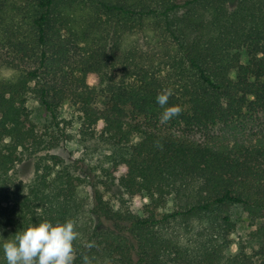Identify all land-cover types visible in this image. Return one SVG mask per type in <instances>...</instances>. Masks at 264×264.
Masks as SVG:
<instances>
[{"label": "trees", "instance_id": "obj_1", "mask_svg": "<svg viewBox=\"0 0 264 264\" xmlns=\"http://www.w3.org/2000/svg\"><path fill=\"white\" fill-rule=\"evenodd\" d=\"M165 89L180 111L161 122ZM65 105L79 157L62 151ZM260 113L264 0H0V238L72 220L73 264H264V128L186 135ZM26 156L25 185L11 172ZM233 205L259 221L250 253L229 251Z\"/></svg>", "mask_w": 264, "mask_h": 264}, {"label": "rangeland", "instance_id": "obj_2", "mask_svg": "<svg viewBox=\"0 0 264 264\" xmlns=\"http://www.w3.org/2000/svg\"><path fill=\"white\" fill-rule=\"evenodd\" d=\"M106 101L97 99L95 106L97 108H105ZM29 112V120L32 124L43 128L49 124V118L44 109L39 105L36 98L29 97L27 101ZM61 129L64 137L67 139L62 143V151L66 156L79 157L81 148L77 144L79 119L78 115L67 105H65L60 113ZM126 121H130V117H126ZM264 128V113L257 116L255 123L232 122L228 125L216 124L206 130H192L187 132L189 138L198 142H214L222 140L231 142L234 139L243 140L245 138L255 139L257 136H262L258 131ZM139 137H134L133 142H138ZM36 156L24 157L16 163L11 174L15 181H20L23 184H28L34 176V163ZM230 221L233 224V232L231 234L230 253H235L239 246H243L250 253L258 247V242L253 238L252 233L256 229L259 221L253 220L247 216L241 206L233 205L229 208Z\"/></svg>", "mask_w": 264, "mask_h": 264}, {"label": "clouds", "instance_id": "obj_3", "mask_svg": "<svg viewBox=\"0 0 264 264\" xmlns=\"http://www.w3.org/2000/svg\"><path fill=\"white\" fill-rule=\"evenodd\" d=\"M171 89H165L156 97V103L164 109L161 122H167L180 111L178 106L165 107ZM78 233L72 220L63 223L44 220L31 224L12 239H3L0 245L5 264H73V242ZM84 264H89L84 257Z\"/></svg>", "mask_w": 264, "mask_h": 264}]
</instances>
